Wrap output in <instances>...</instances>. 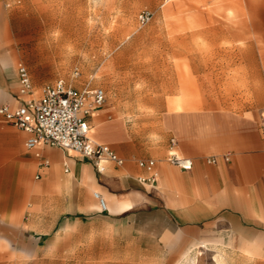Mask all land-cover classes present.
Masks as SVG:
<instances>
[{
	"label": "crops",
	"instance_id": "1",
	"mask_svg": "<svg viewBox=\"0 0 264 264\" xmlns=\"http://www.w3.org/2000/svg\"><path fill=\"white\" fill-rule=\"evenodd\" d=\"M239 17L205 15L218 25L204 32L210 40L212 33L235 40L220 54L235 56L227 65L243 73L210 82L202 110L162 112L159 139L119 119L103 121L99 111L91 116L90 139L110 146L122 165L107 158L98 165L43 143L28 148L30 135L0 114V244L29 264H130L124 248L142 239L220 229L244 243L264 242V28L260 40L239 46L243 29L232 24ZM28 72L33 93L23 94L18 70L11 64L8 76L0 65V106L18 109L40 96L44 82ZM172 153L192 159L193 167L172 165ZM212 157L216 163L208 162ZM146 160L156 161L155 182L139 165Z\"/></svg>",
	"mask_w": 264,
	"mask_h": 264
},
{
	"label": "rangeland",
	"instance_id": "2",
	"mask_svg": "<svg viewBox=\"0 0 264 264\" xmlns=\"http://www.w3.org/2000/svg\"><path fill=\"white\" fill-rule=\"evenodd\" d=\"M241 1L0 0V65L8 76L11 64L16 72L25 65L33 82L44 86L62 80L76 88H102L107 100L99 119H119L156 140L162 112L179 106L202 110L210 82L243 73L227 65L235 56L220 54L235 40L214 33L210 40L204 32L218 25L205 22V15L227 22L238 14L232 23L243 29L237 45L260 40L264 0ZM142 11L151 13L145 25L138 21ZM59 35L68 40L62 51L56 48ZM124 251L132 255L130 264H264V242L244 243L220 229L142 239ZM18 260L10 245L0 244V264H29Z\"/></svg>",
	"mask_w": 264,
	"mask_h": 264
},
{
	"label": "built area",
	"instance_id": "3",
	"mask_svg": "<svg viewBox=\"0 0 264 264\" xmlns=\"http://www.w3.org/2000/svg\"><path fill=\"white\" fill-rule=\"evenodd\" d=\"M150 18L151 13L148 11H142L138 15L141 25L148 23ZM18 74L22 84L21 92L32 94L33 85L27 67L20 64ZM106 100V93L102 88L78 89L59 80L45 86L38 98L29 99L18 109H12L8 105L0 106V114L9 124L30 135L26 143L28 148H35L43 143L74 151L94 160L98 165L105 158L122 165L124 160L110 146L95 143L90 139L89 119L105 105ZM261 129L264 133V119ZM174 144L173 140L172 146ZM224 159L230 160L229 156ZM217 160L212 157L208 162L216 163ZM169 162L184 170H189L194 165L192 159L175 153L170 155ZM139 165L153 173L151 181L155 182L156 161H140ZM95 197L99 200L101 209L106 211V201L99 193H95Z\"/></svg>",
	"mask_w": 264,
	"mask_h": 264
},
{
	"label": "bare ground",
	"instance_id": "4",
	"mask_svg": "<svg viewBox=\"0 0 264 264\" xmlns=\"http://www.w3.org/2000/svg\"><path fill=\"white\" fill-rule=\"evenodd\" d=\"M54 24V23H53ZM62 36V35H61ZM60 35H59V37H58V39H57V43H56V48H57V50L59 51H62L63 49H65V46H66V44H67V42H68V40H67V38L66 37H61ZM60 37H61V39H60ZM56 52V51H55ZM56 56V55H55ZM91 134V133H90Z\"/></svg>",
	"mask_w": 264,
	"mask_h": 264
}]
</instances>
